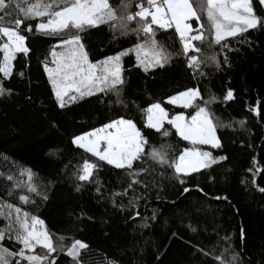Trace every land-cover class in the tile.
Listing matches in <instances>:
<instances>
[{
  "label": "trees",
  "instance_id": "1",
  "mask_svg": "<svg viewBox=\"0 0 264 264\" xmlns=\"http://www.w3.org/2000/svg\"><path fill=\"white\" fill-rule=\"evenodd\" d=\"M121 2L122 0H109L114 9ZM141 2L147 4L146 0H134V3ZM191 2L204 26L207 20L200 6L206 4V0ZM135 9L132 7L130 11L134 12ZM129 27L135 28L136 23L130 22ZM86 32L85 42L89 58L93 61L128 49L137 42L135 35L120 36L119 33H116L117 38L113 40L112 29L107 24L89 28ZM203 32L208 43L197 41L196 46L201 52L190 54L197 55L198 58L216 55L218 59L227 54L233 63L232 69L216 71L209 63L207 67H203L209 75L206 78L197 75L194 79L192 70L186 67V57L173 55L171 62L164 68H150L145 72L138 66L131 51L121 58L126 79L123 94L125 99L135 101V105L122 107L109 104L106 97H91L86 102L70 106L71 111L67 112L55 110L50 101V86L41 64L57 39L36 38L22 33L27 35L26 44L30 52L27 55L17 53L12 62L13 75L5 80L6 86L12 87L19 95L12 98L13 103L0 105V173H3L0 176V192L4 191V176L9 174L26 183L27 176L20 175L23 169H31L34 181L40 185L55 177L56 185L49 192L50 202L40 203L38 197H34L36 205H19L16 200L9 202L17 203L24 211L40 216L50 232L88 242L95 253L94 262H102L106 258L119 257L125 253L121 264H128L129 260L136 258L132 248L138 246L137 252L144 249L142 264H156L154 254L160 253H163L160 264H193L194 249L189 246L190 241L206 251L211 250L213 245L222 250V247L230 243L237 252H243L244 259H255L256 264H259L264 255V193H260L258 187H264V171L257 173L255 168L264 169V33L250 31L242 37L226 38L233 51L221 52L220 45L211 43V33L205 26ZM242 38L252 41L254 47L241 44ZM156 39L171 54L182 50L180 40L172 28L158 29ZM2 42L3 38H0V43ZM2 58L3 53L0 52V59ZM48 59L51 57L48 56ZM20 72H24L23 78L19 76ZM0 79H3V74H0ZM186 87L200 88L202 99L195 103L201 106L203 100L209 98V92L214 93L219 99L213 103L211 111L226 125L232 123L231 128L217 130L223 149L205 147L213 155L229 157L227 161L221 162L220 167L214 166V181L205 180L203 176L194 173V182L184 185L190 187L191 191L184 196H180L182 186L178 183L163 181L159 188L161 199H155L153 192L147 202L140 205L145 215L151 214L153 210L162 211L161 222L153 229L143 232H134L128 227L122 214L116 212L106 200L100 199V194L95 191L97 180L107 190L106 194L119 190L116 178L121 172L113 166L100 162L101 166L94 173L93 183L84 182L82 193L72 192L75 183L73 173L78 170V166L85 159L91 162L97 160L90 153L72 145V136L99 128L110 120L120 117L133 119L137 128L148 139L147 147L172 145L176 149V155L178 150L188 147L189 142L176 135L175 129L167 122L164 123V128L170 133L167 138L148 129L145 126L146 115L142 111L148 104L160 102L169 118L178 112L188 115V111L193 112L195 109L186 112L184 108L167 102L168 96ZM228 87L235 90L234 99L225 102L223 94ZM26 96L32 97L35 107L25 103ZM97 96L100 97L101 94ZM49 120L56 123L55 128L49 127ZM240 120L245 121L243 127L237 124ZM50 150L55 151L56 155H51ZM253 157L256 159L255 165L252 163ZM65 165L68 167L65 168ZM249 167L253 168V172L248 171ZM171 171L169 169L168 174ZM254 174L255 185L252 184ZM196 183L203 187L207 196L196 189ZM218 196L227 197V200L214 199ZM169 201H176L177 207L172 208ZM181 210L187 213L182 220L179 215ZM69 211H74V215H69ZM81 212L85 215L77 221L76 215ZM89 215L94 218L92 221L87 219ZM108 216L113 217L110 227L102 223ZM165 220L168 221L167 224L164 223ZM4 223L0 217V226ZM189 224L197 227L196 233L188 230ZM241 228L246 231V240L240 238ZM173 231L177 233L175 237L172 236ZM217 232L219 237L216 236ZM105 233H108L107 237ZM226 235L229 240L222 244L221 239ZM64 243L69 245L71 239H66ZM157 248L159 252H156ZM58 259L59 264H68L69 258L64 254H60ZM196 264H212V256H199Z\"/></svg>",
  "mask_w": 264,
  "mask_h": 264
},
{
  "label": "snow or ice",
  "instance_id": "2",
  "mask_svg": "<svg viewBox=\"0 0 264 264\" xmlns=\"http://www.w3.org/2000/svg\"><path fill=\"white\" fill-rule=\"evenodd\" d=\"M144 3H134V0H122L117 8H113L109 0H0V105L13 103V97L19 95L12 87L5 84V80L13 75V60L17 53L27 55L30 48L26 44L27 35L36 38L54 37L57 43L51 47L49 53L41 61L43 71L46 74L50 86V101L57 111H71L70 106L79 102H86L87 98L106 97L109 104L122 107L135 105V101L125 99L123 88L126 84L121 58L129 52L136 53L139 67L145 72L150 68H164L173 59V55L186 57V67L193 72V78L198 75L206 78L209 73L203 70L209 63L216 71L232 69L233 63L227 54L222 59L216 55L198 58L190 52L200 53L201 49L193 42L208 43L205 40L203 24L193 29L190 20L199 22L200 15L193 7L191 0H146ZM135 7L137 11L130 9ZM201 11L207 16L212 30V41L221 46V52L233 51L226 38H237L250 31L264 33V0H206V4L200 6ZM119 13V14H118ZM150 18V19H149ZM130 22H135L136 27L130 28ZM107 24L113 32L112 39L120 36L135 35L137 42L128 49H122L113 55L103 56L102 59L93 61L89 58L86 44V30L98 28ZM175 25V32L179 35L182 50L174 54L156 39L158 29H169ZM155 26V27H154ZM223 42V43H222ZM241 44L254 47L252 41L242 38ZM59 49V50H57ZM237 54H238V50ZM48 56L51 59H48ZM19 76L24 77V72ZM235 90L228 87L223 94V101L234 99ZM97 94H101L100 97ZM202 99L199 87H186L176 91L174 95L167 97V102L172 105L182 104L188 108L197 100ZM219 99L214 93L209 92V98L203 100V106L197 104L194 114L190 118L185 117L183 112H178L169 118L168 112L160 102L148 104L142 111L146 115V127L155 130L162 138L169 137V131L164 128L165 121L175 129V134L183 141L189 142L188 147L178 150L172 145H160L147 147L148 139L137 128L133 119L120 117L110 120L99 128H94L79 135H73L71 144L78 149H83L97 158L96 162L89 159L83 160L82 165L73 173L75 183L72 192L82 193L84 182L93 183L94 173L101 166L100 162L113 166L120 170L121 175L116 178L119 190H112L106 194L100 182L95 181V191L100 194L99 198L106 200L116 212L122 214L124 223L134 232L151 230L160 224L162 211L153 210L145 215L140 205L146 203L149 196L155 192V199L160 200L159 188L162 182L178 183L182 186L180 196L190 193L191 188L184 186L194 182L192 174H199L205 180L214 181V166L220 167L221 162L227 161V155H213L211 151H203L200 145H210L213 149H223L224 145L218 128H231L232 123L227 125L216 117L211 111L212 105ZM25 103L35 107L31 96L24 98ZM46 112L47 109H40ZM256 111V109H253ZM47 119V117H42ZM49 127L55 128L56 123L48 121ZM238 126L245 125L244 120L237 122ZM51 155H56L50 150ZM253 165L256 159H252ZM68 165H65L67 168ZM171 173L168 174V170ZM204 170V171H202ZM253 172V168H248ZM264 171L259 167L255 172ZM21 176H27V182L16 180L14 175L4 176V191L0 192V217L5 223L0 226V264H59L58 257L64 254L69 258L68 264H121L125 253L119 257L106 258L95 261V253L88 242L82 239L66 238L50 232L46 227L45 220L38 215H32L24 211L17 203L9 202L16 200L19 205H36L50 202L49 192L56 185V179L48 180L40 185L34 181V173L31 169H23ZM3 176V173H0ZM244 183V181H241ZM255 174L252 184L255 185ZM196 189L207 196L203 187L196 183ZM260 193H264V187H258ZM131 193V195H129ZM214 199L227 200V197H215ZM125 200L127 202L125 203ZM172 208L177 207L176 201L168 202ZM74 215V211H69ZM85 213L76 215L80 221ZM181 220L187 213L179 211ZM89 221L94 218L87 216ZM112 216H108L102 223L110 227ZM139 220V223L137 221ZM168 223L167 220L164 221ZM188 230L196 233L197 227L188 225ZM177 233L172 232L175 237ZM108 236V233H105ZM219 237V233H216ZM55 237V241H54ZM135 238V237H134ZM240 238L246 240V231L240 229ZM71 239L66 245L64 241ZM229 237L226 235L221 243H226ZM194 249L193 264L199 256H212V264H256L255 259H244L243 252H237L231 244L218 249L213 245L211 250L198 244L188 242ZM12 245L13 247L5 246ZM37 248L41 251L37 252ZM138 246L132 248L136 256L129 260L128 264H142L144 249ZM159 252V248L156 249ZM163 253L154 254L156 264H160ZM259 264H264V255Z\"/></svg>",
  "mask_w": 264,
  "mask_h": 264
},
{
  "label": "rangeland",
  "instance_id": "3",
  "mask_svg": "<svg viewBox=\"0 0 264 264\" xmlns=\"http://www.w3.org/2000/svg\"><path fill=\"white\" fill-rule=\"evenodd\" d=\"M192 3V2H191ZM194 7V6H193ZM195 8V7H194ZM150 19V18H149ZM206 20H207V16H206ZM205 20V21H206ZM194 22V23H193ZM189 23L192 25V27H193V29H196V28H198V26H199V24H203V20L201 19V17H200V20H199V22H196L194 19L193 20H190L189 21ZM205 29L206 30H208L209 31V33H211L210 35H211V38H212V30H211V25H210V22L207 20V22L205 23ZM172 29L174 30V32H175V25H173V27H172ZM207 32V31H206ZM208 33V32H207ZM175 34L177 35V37L179 38V35L175 32ZM178 40H180V38L178 39ZM196 42L197 41H194L193 43L196 45ZM180 44H181V42H180ZM181 47H182V45H181ZM57 50H59V49H57ZM134 56H135V58H136V53L133 51V53H132ZM137 61V60H136ZM196 103L194 102L193 103V105H191L190 107H188V108H184L183 107V105L182 104H176V105H174V106H179V107H182V108H184L185 109V111L187 112L189 109H192V108H194L195 110L192 112V111H188L189 112V114L187 115L186 113H184V115H185V117H187V118H190V116L192 115V114H194L195 113V111L197 110V108H196ZM192 112V113H191ZM166 122V121H165ZM108 123V122H107ZM174 129V128H173ZM189 145V144H188ZM190 146V145H189ZM206 146H210V145H200L199 147L201 148V150H203V151H208L207 149H205V147ZM36 251H41L39 248H37V250Z\"/></svg>",
  "mask_w": 264,
  "mask_h": 264
},
{
  "label": "built area",
  "instance_id": "4",
  "mask_svg": "<svg viewBox=\"0 0 264 264\" xmlns=\"http://www.w3.org/2000/svg\"><path fill=\"white\" fill-rule=\"evenodd\" d=\"M158 3H159V0H158ZM145 7H147L148 5L147 4H144ZM137 11V9L134 10V12Z\"/></svg>",
  "mask_w": 264,
  "mask_h": 264
}]
</instances>
